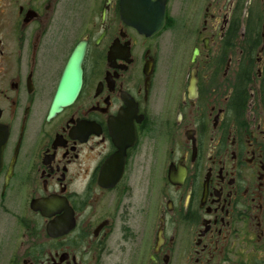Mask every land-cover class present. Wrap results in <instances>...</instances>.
<instances>
[{
	"label": "flooded vegetation",
	"instance_id": "af4514ba",
	"mask_svg": "<svg viewBox=\"0 0 264 264\" xmlns=\"http://www.w3.org/2000/svg\"><path fill=\"white\" fill-rule=\"evenodd\" d=\"M0 264H264V0H0Z\"/></svg>",
	"mask_w": 264,
	"mask_h": 264
},
{
	"label": "water",
	"instance_id": "95a60500",
	"mask_svg": "<svg viewBox=\"0 0 264 264\" xmlns=\"http://www.w3.org/2000/svg\"><path fill=\"white\" fill-rule=\"evenodd\" d=\"M85 49L84 44L79 45L69 58L52 103L51 113L70 106L79 96L83 83L82 62ZM194 85L195 79L192 80L190 88H193Z\"/></svg>",
	"mask_w": 264,
	"mask_h": 264
}]
</instances>
